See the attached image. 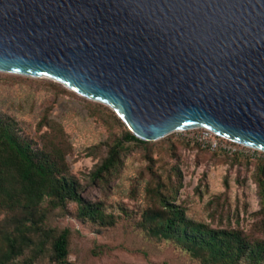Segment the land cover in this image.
<instances>
[{
    "label": "water",
    "instance_id": "95a60500",
    "mask_svg": "<svg viewBox=\"0 0 264 264\" xmlns=\"http://www.w3.org/2000/svg\"><path fill=\"white\" fill-rule=\"evenodd\" d=\"M0 73L109 107L138 139L264 152V0H0Z\"/></svg>",
    "mask_w": 264,
    "mask_h": 264
},
{
    "label": "rangeland",
    "instance_id": "374dc122",
    "mask_svg": "<svg viewBox=\"0 0 264 264\" xmlns=\"http://www.w3.org/2000/svg\"><path fill=\"white\" fill-rule=\"evenodd\" d=\"M59 87L63 86L50 79L0 73V113L14 118L38 142L46 131L38 130L46 114L60 123L71 144L68 163L83 185L84 197L104 201L109 212L120 215L114 227L99 231L73 216L75 204L68 206L69 214L52 213L53 227L72 230V264H198L173 243L155 240L138 228L142 211L154 204L147 193L151 171L174 187L176 203L186 207L189 217L264 237V206L256 180L264 152L201 149L186 134L176 132L150 142L147 148L129 145L120 175L110 182L94 180L92 174L107 154L105 143L121 128L114 125L112 115L96 106L100 103Z\"/></svg>",
    "mask_w": 264,
    "mask_h": 264
},
{
    "label": "trees",
    "instance_id": "16d2710c",
    "mask_svg": "<svg viewBox=\"0 0 264 264\" xmlns=\"http://www.w3.org/2000/svg\"><path fill=\"white\" fill-rule=\"evenodd\" d=\"M59 90L70 92L63 87ZM96 106L112 115L114 125L121 128L119 135L105 143L106 157L92 174L94 180L110 182L120 175L129 145L147 148L151 143L133 135L109 107ZM43 128L46 131L38 142L14 118L0 113V264H38L44 259L50 264H72V230L55 228L49 222L56 210L69 214L70 204L76 205L73 216L77 220L99 231L120 220L104 201L84 197L83 185L68 163L71 144L64 127L46 114L38 130ZM257 169L264 206V161ZM161 178L151 171L147 193L154 204L142 211L137 222L140 230L155 240L173 243L198 264H264V237L189 217L186 207L176 203L174 187ZM178 178H182L180 173Z\"/></svg>",
    "mask_w": 264,
    "mask_h": 264
},
{
    "label": "built area",
    "instance_id": "2783aa9c",
    "mask_svg": "<svg viewBox=\"0 0 264 264\" xmlns=\"http://www.w3.org/2000/svg\"><path fill=\"white\" fill-rule=\"evenodd\" d=\"M177 133L186 134L187 138L204 148H209L213 151H223L226 153H235L242 151L240 148L249 149L255 152H261L253 148L238 144L226 138H223L209 129L195 128ZM243 152V151H242Z\"/></svg>",
    "mask_w": 264,
    "mask_h": 264
}]
</instances>
